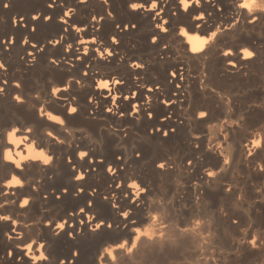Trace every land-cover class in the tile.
Masks as SVG:
<instances>
[{"label": "bare ground", "instance_id": "bare-ground-1", "mask_svg": "<svg viewBox=\"0 0 264 264\" xmlns=\"http://www.w3.org/2000/svg\"><path fill=\"white\" fill-rule=\"evenodd\" d=\"M49 2L50 0H0V39L14 37L16 40L14 46L6 48L0 45V59L7 66L6 72L0 70V87L5 88V92L0 93V191L7 194H0V203L7 201V211L0 210V215H10L14 220L20 221L19 224L0 221V264H57V261H63V264H99L101 256L103 264H109L110 257L105 256L104 249L114 247L116 242H123L136 228H141L139 224H144L142 230L152 225L156 233L155 240L169 245L160 251L158 244L153 250L151 243L145 247L147 238L142 237L137 252V260L140 262L148 256L156 259L171 257L177 260L176 263L185 260V264H240L244 259L240 255L239 258L229 259L210 252L204 241L206 235L203 234L211 229V232L213 230L217 233L220 230L221 235V229L228 232L234 227L226 218H217V207L230 212L241 221L249 220L253 224L255 235H259L261 225H264V190H261L264 186V173L257 167L264 163V18L254 25L248 24L246 19L258 15L260 10L249 14L247 9L239 8L243 0H212L216 8H223L224 11L221 15L209 9L212 16L207 23L211 29L215 30L218 23L224 27L229 20H238V27L227 36L225 44L206 45V49L211 47L207 57L199 55L192 59L194 54L186 51V48H191L195 41L177 36L176 25L188 28L192 37L197 34L205 37L207 29L192 28L191 16L199 13L194 10H190L191 15L185 13L179 7L178 0H160L164 11L155 19L148 12L150 5L146 4L141 10H133L127 6L129 0H108L107 4L104 0H87V4L83 6L79 4V0H56L55 9L46 7ZM131 2L145 3V0ZM3 3H8L10 7H2ZM62 7L63 11L74 10L71 17H64L67 24H62L58 19L62 15ZM108 11L112 12L111 16L106 15ZM173 13L176 15L173 16ZM41 14L52 16L53 19H31L32 16ZM98 15L105 16V19H91ZM20 17H24L22 24L13 23ZM163 20H171L172 23L170 33L161 34L162 42L169 43V49L155 47L150 41L153 32H159L155 25ZM117 24L121 27L127 24L128 29L120 32ZM132 24L136 27L132 28ZM33 27L37 29L35 33H31ZM77 28L83 31L78 32ZM114 35L120 42L113 49L116 57L104 60L95 49L105 51L111 47L110 38ZM61 37L62 47L47 43ZM25 38L33 43L41 42L42 47L47 45L43 53H35V61L25 51H35L23 44ZM93 40L96 43H92ZM68 45H72L70 51ZM228 47L237 55L224 57L219 54ZM244 47L251 48L257 56L251 60L241 59L244 53L239 49ZM85 48L88 49L87 54ZM165 52L168 54L164 55ZM77 56L83 57V60L76 59ZM52 59L58 60V64H50ZM229 59L237 67L233 68L228 63ZM135 62L146 65V71L140 75L139 80L136 79V73L140 70L130 67ZM197 64L207 65V76L203 72L197 74L190 71ZM170 71L182 72L185 80L174 79L169 83L167 74ZM84 72L88 76L82 77ZM113 77L120 79L122 84L112 82ZM4 80L9 83L4 85ZM76 80L80 84H76ZM100 80L110 82V93L108 89L95 87ZM16 82L22 83V91L15 90ZM66 82H72L68 92L63 95L51 94L54 88L63 89ZM153 82L159 83L160 89L149 93L145 86L154 88ZM175 83L182 87L176 89L173 86ZM213 88L215 93L211 91ZM132 92L140 95L132 97L131 102L122 98L131 96ZM176 92L179 93V99L172 95ZM17 94L26 100L24 105L13 99ZM117 96L120 98L115 103L111 102ZM92 97L95 100L90 104L89 99ZM102 97H107V101ZM148 97L151 102L145 104ZM169 97L174 102V107L161 103V100ZM95 101H100L101 106L95 107ZM117 104L119 110L125 112L126 119L115 114L118 111ZM135 104L153 115L145 116L142 111L133 117L129 113L134 111L131 105ZM72 106L78 107V113L65 112L66 107ZM105 106L111 107L113 113L103 111ZM41 108L45 113L61 117L65 123L62 125L58 121L49 120L47 116L38 117ZM199 110H209L210 118L204 122L198 121L194 113ZM90 112L95 113V119L89 116ZM169 112L170 118L165 120L164 117ZM222 113L229 121L223 123L220 126L222 128H211L209 123ZM253 114L262 118L261 125L249 128L248 118ZM240 116H244L246 120L241 122L242 126L236 128L229 140H224L225 132L221 129L235 128L232 118L238 119ZM26 127H32L33 133H27L24 130ZM13 128L20 129L16 133L17 138H25L19 145L9 141L8 133ZM153 128H159L161 132L169 131L170 134L163 136L160 132L154 133ZM171 128H176V132L171 133ZM49 131L64 143L54 142L53 138L47 137ZM125 131L128 133L126 136L123 135ZM257 140L260 141L261 148L254 145L253 141ZM197 143L200 144L199 149L194 147ZM6 149H12L15 160L20 159V154L30 157L20 162L22 167L27 165L24 168V175L27 177L24 188L16 185L9 187L6 183V178H11L10 174L20 175V169L14 163L3 159ZM80 151L90 153L89 159L95 161L92 170H87L88 163L79 158ZM137 151L140 152V157L133 155ZM249 151L256 154L255 159L248 155ZM41 154L52 156L51 164H44L42 158L32 159L33 156L41 157ZM121 155L122 162L119 159ZM225 158L231 161L230 165L222 163ZM188 159L193 160L191 165L185 163ZM100 161H104L114 171L118 169L115 178L105 172V164ZM157 162H164L167 171L156 168L154 164ZM217 164L219 168L214 167ZM220 168L223 172H220ZM81 171L86 172L84 180L75 178ZM207 171H217L218 177L213 179L207 176ZM122 179L128 184L133 179L143 182L153 193L148 197L147 207L143 200L138 201L140 207L133 216L136 223L129 224L127 229L121 225L118 229L114 227L97 233L90 231L94 224L89 228L79 224V220H86L87 215L104 216L108 223L114 220L120 222L117 209L112 204L125 205L127 194L134 195L137 191L125 189L122 194L121 189L115 188V183ZM81 187L85 188V192L77 194ZM64 188L68 189L67 193L62 192ZM224 188H231L235 195L223 191ZM247 188H251L252 195H248ZM36 189L39 191L36 192ZM29 193H34L29 210L18 211L17 205L11 201L19 202ZM240 195H243V200L236 199ZM104 196H108L111 203L104 200ZM89 200L93 202V211L79 213L78 209L84 207ZM168 200L173 201L175 211H181L182 206L187 205L184 212L189 214L190 223L182 227L194 229L178 249L172 247L166 239L172 235L173 225L169 220L163 215L159 220L153 219L157 214L152 212L153 209L172 207L167 203ZM74 210L78 215L70 218L69 214ZM53 217L55 219L49 226L47 220ZM61 217L77 226L75 234L69 228L56 235L60 230L55 228V224L63 222ZM197 220L205 223L197 227ZM165 224L168 225L167 228L164 227ZM9 227L15 228V232L11 233V240L5 235L9 232ZM109 231H116L117 235L107 236ZM161 232L165 234L163 240L159 235ZM211 237L215 239L213 235ZM33 240L37 243L29 254L25 244L32 243ZM236 241L232 249L246 257L257 255L259 261L255 264H264V246L261 247L262 250L259 251L258 248L256 251L247 243L242 244L240 239ZM41 243L45 244L44 249L39 247ZM128 246H131V242ZM9 251L14 252L15 256H8ZM41 251L49 259L34 261L32 256H39ZM77 251L80 253L78 257L73 255ZM21 254H25L24 260L19 258ZM117 255L118 260L111 264H121L119 251Z\"/></svg>", "mask_w": 264, "mask_h": 264}, {"label": "snow or ice", "instance_id": "snow-or-ice-1", "mask_svg": "<svg viewBox=\"0 0 264 264\" xmlns=\"http://www.w3.org/2000/svg\"><path fill=\"white\" fill-rule=\"evenodd\" d=\"M219 2V0H218ZM104 3L107 4L108 0H104ZM185 3L186 0H178V5L180 8L183 9V11L185 13H189L191 15V11L190 10H194L196 12H198V15H193L191 16V27L192 28H203V29H207L206 35L205 37H209L212 36L213 33H215V35L212 37V39L208 42L207 45H216V44H225L226 43V38L228 35H230L232 33V31L234 29H236L238 27L239 21L238 20H229L227 22V24L224 27H221L220 24L218 23L215 27V30H212L211 27L208 25L207 21L208 18L212 16V12L209 11V9H213L214 11H216L219 14H223L224 9L223 8H216V6L212 3V0H190V2L187 3V7H185ZM205 3L207 4V7H205ZM79 4L80 5H86L87 4V0H79ZM137 5H139L138 7H133L134 3L131 2V0H129L128 3V7L133 9V10H141L145 8V5L148 4L150 5V7L148 8V12L149 14L155 19L156 17L160 16L161 12L164 11V8L161 6L160 4V0H145V3H135ZM154 4V7H153ZM2 7L4 8H8L10 7V5L8 3H3ZM46 7L48 9H55L57 7L56 4V0H50L49 3H47ZM239 8L241 9H247L248 8L243 5V4H239ZM157 9H159V11H157ZM73 9H68L67 11H63V7L61 8V12L62 15L60 17H58V19L62 22V24H67L68 21L66 19H64V17H71L73 15ZM249 11V10H248ZM255 11H252V13H254ZM159 13V15H158ZM201 13H203V16H201ZM106 15L111 16L112 12L108 11L106 13ZM176 13H173V16H175ZM253 17H255V19H253ZM44 19V20H48L51 21L53 19L52 16H48V15H44L41 14L40 16H32L31 19L33 21H39L40 19ZM262 18H264V10H260V13L258 15H252L250 17H246L247 19V23L250 25H254L257 21L261 20ZM92 20H97L99 19L100 21H103L105 19V16L103 15H98V16H92L91 17ZM24 20V17H20L19 20L17 21H13V23L16 24H22V21ZM24 27H27V25H22ZM93 27H95V25H93ZM116 27L120 30V32H124L128 29V25L125 24L123 27H121L120 24H117ZM132 28H135L136 25L132 24L131 25ZM155 28L159 29V32H153L150 41L151 44L155 47L158 48H163V49H169V43L167 42H162V36L161 34H169L171 29H172V23L171 20H163L162 23H157L155 25ZM182 28L185 30L182 33ZM78 32L79 31H83V29L77 28L76 29ZM37 31L36 27H33L31 29V33H35ZM64 31H67V29H64ZM30 33V34H31ZM210 33V34H208ZM176 35L177 36H183V37H188L190 40V36L189 35V30L186 27L181 26L180 24L176 25ZM113 37L116 38V36H112L111 39V47H108L105 49V51H100L99 48L95 49L96 52L99 53L100 57H102L104 60H108L109 57H116V52L113 50L115 47H117L119 45V41L116 39L115 41L113 40ZM221 37H224L225 39H221ZM155 38V39H154ZM194 38V37H193ZM62 40L63 38L61 37V39H56V40H49L47 43L48 44H54V45H59V46H63L62 44ZM191 41V40H190ZM103 41H101L102 43ZM80 43H85L84 41ZM92 43H96L95 40L92 41ZM16 44V40L15 38H8V39H0V45L5 46L6 48L9 46H14ZM23 44L30 46L32 49H34L35 51L33 52H28L27 49H25L27 55L29 57L32 58L33 61L37 60V57L35 55L36 52H40L43 53L45 50V47L47 45H44L43 47L41 46V42L37 41L36 43H33L32 41H30L29 39H27L25 41V39L23 40ZM247 48L249 51L253 52L254 55H251L250 57H245V55H243L241 57V59H246V60H251L254 59L257 56V53L255 51H253L251 48L248 47H244L239 49L240 52L244 53V49ZM72 49V45L68 50L70 51ZM227 49H230L231 52L226 53L225 50H221L220 51V55L224 56V57H231V56H235L237 55L236 52H234L232 50L231 47H228ZM186 51L191 52L193 55L192 59H195L196 56L199 55H203L205 57L208 56L209 52L211 51V47H208L207 49L204 47L202 50L200 51H195L192 50V48H186ZM106 53V54H105ZM87 54V52H86ZM168 53L165 52L164 55H167ZM76 59L78 60H83V57L77 56ZM120 59H123V57H120ZM58 60L56 59H52L50 60V64L52 65H56L58 64ZM233 60L229 59L228 63L232 65L233 68L237 67L236 63H232ZM131 68L133 69H139L140 72L136 73V79L139 80L140 75L143 74L146 71V65L144 63H140V62H135L133 64L130 65ZM177 68H179V65L176 66ZM207 65H201V64H197L195 68L190 69V71L196 72L197 74H199L200 72H203L205 76L208 75L207 71H206ZM185 69L187 70V66H185ZM0 70L3 71H7V66L4 62V60L0 59ZM168 78H169V83H172V81L174 79H179L181 81L185 80L184 75L182 74V72L180 71H170L168 72ZM244 75H247V73H244ZM88 76L87 72L82 73V77H86ZM108 82V86L104 87V88H100L97 85H95V87L100 88V89H108L109 93L111 92V88H110V82L108 80H105ZM112 82H114L116 85H121L122 81L120 79H115L113 77ZM4 85H7L9 83L8 80H4L2 82ZM71 83L72 82H66L65 87L63 89L61 88H54L51 90V94L55 95L57 93H60L61 95H63L64 93L68 92L69 88L71 87ZM76 84H80L79 80L75 81ZM155 84L154 88H146V91L149 93H154L156 91H158L160 89V85L159 83L153 82ZM173 86L176 89H180L182 87L181 84L179 83H175L173 84ZM81 87H83V85H81ZM15 90L17 91H22V83L21 82H16L15 84ZM212 93H215L216 90L215 88H213ZM5 92V88L0 87V93ZM137 95H140V93L138 92H132L131 96H123L122 98L125 100H129L131 102L132 97H135ZM173 96H176L177 99H179V93H172ZM120 98V96L115 97V102ZM221 99H223V97H220ZM13 99L20 105H24L26 103V100L24 99V97L20 94L14 95ZM103 100L107 101V97H102ZM95 98L92 97L89 99V103L92 104L94 102ZM114 102V97L112 98V101ZM151 102V98L148 97L145 99V104H148ZM230 102V101H229ZM161 103H163L164 105H168L171 107H174L175 104L174 102L171 100V97H169V99L167 100H161ZM100 101H95V107H100ZM191 106V105H190ZM132 108L135 107V112H130L129 114L132 115L133 117H136L140 112H144L145 116L149 117V114L151 113V116L153 115L152 112L149 111H145L143 109H141V107L138 104L135 105H131ZM73 114L78 113L79 109L76 106H72V107H66L65 108V112H70ZM117 113H115L116 115H118L119 117H125V119L127 118L125 116V112L122 110H119V104H117ZM230 111H234V109H229ZM103 111L107 112V113H113V109L111 107H104ZM171 112H169L168 115H165L164 119L167 120L170 118ZM195 118L200 121V122H204L207 121L210 118V111L209 110H199L197 112L194 113ZM47 116V118L49 120H54L53 116L51 113H45L43 108H41L38 111V117L43 118ZM89 116L92 117L93 119H95V113L94 112H90ZM246 118L244 116H240L238 119H234L233 120V124L236 126L235 128H228L227 130L221 129V131L225 132V135L223 136L224 140H229L231 138V134L236 130V128L242 126L241 122L245 121ZM55 121V120H54ZM65 121L63 120V123L60 124H64ZM181 123H183L181 121ZM27 133H33L34 129L32 127H26L24 129ZM20 129L15 128V133L14 135H16L17 132H19ZM36 131H39V129H37ZM171 133H175L176 132V128H171L170 129ZM153 132H160L161 135L163 136H168L170 133L169 131H163L161 132V130L159 128H153ZM123 135H128L127 131L123 132ZM47 137L53 138L54 142H58L63 144L64 141H60L58 139V137H54L53 136V132L49 131L47 132ZM253 143L255 144V146L257 148H261L262 145L260 143V141H253ZM194 147L196 149L200 148V144L197 143L194 145ZM82 151L79 152V158L81 160H84L88 163V169L87 170H92V165L95 163L94 160H90V153L89 152H83V154L81 155ZM94 155V153H93ZM134 156L140 157L141 154L139 151L135 152L133 154ZM223 155V153H221V156ZM248 155L252 156L253 159L256 158V154L252 153L251 151L248 152ZM47 157H51V160H47ZM38 158H42L43 159V163L44 164H51L53 157L52 156H46L41 154V157H32V159H38ZM3 159L5 161H9L15 164V167L17 169H20V175H15V174H10L11 178L7 179L6 178V183L9 187L16 185L19 188H24L25 187V180L27 179V177L24 175V168L27 167V165H24L22 167L21 163H17V161L14 159V157L12 158H8V156L4 153L3 155ZM120 161H123V156L121 155L119 157ZM28 160V159H25ZM101 164H105V172L106 173H110L111 176L113 178H115L116 176V172L118 171V169L116 171H114V169L112 167L107 166V164L104 161H100ZM186 164L191 165L193 163L192 159H188L185 161ZM223 164L225 165H230L231 161H229L228 159H223L222 161ZM154 166L164 172L167 171L166 167H165V163L164 162H157L154 164ZM214 167L219 168V164L215 165ZM259 171L261 173H264V163L258 164L257 165ZM220 172H223V169L220 168ZM207 176L212 177L213 179H216L218 177V172L217 171H207ZM21 176H24V178L22 179ZM78 180H84L86 178V172L85 171H81L80 174L78 176L75 177ZM19 181L18 183H13V181ZM29 186H31V183L29 182ZM115 188H119L122 190V194L124 192L125 189H137L136 192H139V195L136 196V192L133 195L132 193H128L126 196V204L125 205H119V204H112V207L117 209V213L118 216L120 217V222L117 223L115 220L112 223H108L107 222V218L104 216H91V215H87L86 220L85 219H80L79 220V224H83L85 228H89L90 225L94 224V227L90 228V231L92 233H97L99 232H103L105 229H113L115 228H120L121 225H123L124 228H128L129 224H134L136 223V221L133 219V216L135 215L136 211L139 209L140 205H139V200H143L145 202V207L148 206V197L150 195H152V190L150 189V187L146 184H143V182H137V180L133 179L131 184H128L125 180H120L117 181L115 183ZM223 191H226L230 194L235 195V193H233V190L231 188H224L222 189ZM261 190H264V186H262ZM39 189H36V192H38ZM63 193H67L68 189L64 188L62 190ZM85 192V188L81 187L78 190V193H84ZM0 194H3L5 196H7L6 193H3L2 191H0ZM112 194L114 195V189L112 191ZM169 194H172L171 189L169 190ZM13 195H15V193H13ZM94 195V193H93ZM34 196V193H29L28 195H26L25 197H23L22 199L19 200V202H17L16 200H12L11 203L12 204H16L17 205V210L18 211H24L27 212L32 204V197ZM136 196L135 199H133V197ZM27 198V199H26ZM104 200H109L108 196H104L102 197ZM57 199H59V197H57ZM237 200H243L244 197L243 195L237 196L236 197ZM109 202L111 203V201L109 200ZM167 203L169 205H172V207H169L168 209H153L154 212H156L157 214L153 217L154 220H159L161 218V215L165 216L169 222L173 225L172 229H171V233L172 235L168 236L166 239L167 241L170 242V245L172 247L175 248H179V246L190 236V234L194 231V229L188 228V227H182V225H186L188 223H190V216L187 212H184V208L187 207V205H183L181 208V211H175L174 210V205H173V201L172 200H168ZM7 201L5 203H0V210H4L7 211V207H6ZM93 211V202L91 200L86 201L85 206L81 207L78 209L79 213H88ZM193 211H195L193 209ZM183 213V214H182ZM215 214L217 215L218 219H224L226 218L227 221L229 222V224L231 226H235L237 229H239L240 231H247L248 228H252L253 224L250 223L247 225V228H241V220L239 218H234L230 212L225 211L223 208H216V212ZM78 215L77 211H73L72 213L69 214L70 218L72 217H76ZM55 219V217L50 218L47 220V224L49 226L52 225L53 220ZM61 220H63V218L61 217ZM0 221L3 222H10V224H19V220H14L12 216L10 215H0ZM210 222V221H209ZM38 223H43V222H38ZM205 223V221H201V220H197L196 221V226L199 227L201 224ZM254 223V222H253ZM164 227H168L167 224L164 225ZM25 228H28V225H25ZM55 228L60 230L56 233V235H60V232H64L67 229H71L72 233L75 234L77 231V226L75 224H69L67 220H63V222H58L55 224ZM83 231V230H81ZM12 232H15V228L9 227V232L5 233V235H7L8 239L11 240L13 239V236L11 235ZM21 235H23V233H21ZM155 229L152 225H149L147 229L142 230L141 228H136L134 230V232L130 233V235L128 236L127 239H124L123 242H116L114 247L113 246H109L107 248L104 249V253L105 256L110 257V262L109 264H111L112 261H117L118 260V255L117 252L119 251L120 257L122 258L121 260V264H141L140 261L137 260V252L139 251V247L138 245L140 244L142 237L147 238V241L145 242V247H148V244L151 243L152 245V249L155 250L156 245L159 244V250L163 251L165 249V247H168L169 245L167 244H161L159 241L155 240ZM160 237L163 239H165V234L163 232L159 233ZM213 235V233L211 231H209V236ZM255 237V239H253ZM259 241V243H258ZM131 242V246H128L129 243ZM37 241L33 240L31 243V246L33 247L34 244H36ZM241 243H247L250 248L252 249H258L261 248L262 246H264V225H261V230L259 235H252L251 239H247L245 240H241ZM29 244H25V247H27ZM39 247L41 249L45 248V244L41 243L39 244ZM243 254V253H241ZM8 256H15L14 252L9 251L7 253ZM24 255L25 254H21L20 255V259L24 260ZM74 256H79L80 253L74 252L73 253ZM49 259V256L46 255L45 258L40 259V260H44L47 261ZM57 264H63V261H57ZM99 264H103V261L100 260Z\"/></svg>", "mask_w": 264, "mask_h": 264}, {"label": "rangeland", "instance_id": "rangeland-1", "mask_svg": "<svg viewBox=\"0 0 264 264\" xmlns=\"http://www.w3.org/2000/svg\"><path fill=\"white\" fill-rule=\"evenodd\" d=\"M249 118H248V120H249L248 127L249 128H256L258 125H261L262 118L259 115L253 114V115L249 116ZM232 119L234 120V118H232ZM213 121L211 123H209V126L211 124V126H210L211 128H214L215 126H216V128H222L220 126L223 123H227L229 120L222 113V114L219 115L218 118H216V120L214 119ZM205 126H206V128H208V125L207 124ZM175 178H178V177L176 176ZM246 191L249 193L248 194L246 192L248 195H252V193H250L252 191L251 188H247ZM243 211H246L245 208H243ZM152 212H154V211L152 210ZM155 214H156V212H155ZM260 214H262V213H260ZM248 224H250L249 220H247V219L242 220L240 227L241 228H247V225ZM143 225L144 224H139L138 226H140L142 228ZM231 228L229 229V231H231L230 233H229V231L228 232L225 231V229H223V230L221 229V233L223 235L222 234L219 235L220 234V230H218L219 233H217V231L214 232L212 230V233H213V236L215 237V239L211 237L212 235L209 237V231H211V229L210 230L209 229L206 230L205 232H207V231L208 232L207 233L204 232L203 235H206V237H204V239H205L204 241H206L205 242L206 245L208 244L207 249L210 252H213V253H215L217 255L227 256V258H229V259H233L235 257H238L239 258L241 256V258L243 257L244 259H243V261L240 264H255V263H257L259 261V256H257V255H254V256L252 255V256H247V257L244 256V255L242 256L241 253H239L238 251H236V249H232L233 248L232 247L233 246V243H236L237 242L236 240H238V239L244 240L245 238H247V239H251L252 238V235H254L252 228H248L246 232L245 231H240L235 226L234 227H231ZM233 228H234V230H233ZM106 235L107 236H110V237H114V236L117 235V232L116 231H109V232H107ZM236 235H237V238H236ZM255 250L257 251V249H255ZM258 250L260 251L262 249L259 248ZM176 261L173 258H171V257L162 258V259H156V258H149L148 256H146L141 261V264H178L179 261L177 263H176ZM184 261L185 260H182L181 263L179 262V264H185L186 262H184Z\"/></svg>", "mask_w": 264, "mask_h": 264}, {"label": "clouds", "instance_id": "clouds-1", "mask_svg": "<svg viewBox=\"0 0 264 264\" xmlns=\"http://www.w3.org/2000/svg\"><path fill=\"white\" fill-rule=\"evenodd\" d=\"M188 2H190V0H186L185 7H187V3ZM241 4L245 5L248 8L249 14H251L252 11H256L257 9L264 10V0H261V2H259V3L257 2V0H243V2ZM138 6L139 5H137L135 3L133 5V7H138ZM153 7H154V4H153ZM158 15H159V13H158ZM201 16H203V13H201ZM253 19H255V17H253ZM184 31L185 30L182 28V33ZM214 35H215V33H213L212 36H209V37H201V36H199V34H197L194 38L190 37V40H194L195 41L193 43L192 47H191L192 50H195V51L202 50L208 44V42L212 39V37ZM26 40H27V38H25V41ZM113 40L115 41L116 38L113 37ZM81 42H83V41H81ZM68 47L70 48L71 45H68ZM84 51L86 53L88 51V49L85 48ZM243 51H244V55H245L246 58L250 57L251 55H254V53L249 51L247 48H245ZM225 52L228 53V52H231V50L227 49V50H225ZM232 63H235V62L233 61ZM98 86L100 88L107 87L108 86V82L105 81V80H100L99 83H98ZM113 103H115V97H114V102ZM133 109H134L133 112H135V107ZM70 113H71V110H70ZM149 117H151V113L149 114ZM53 119L55 121H58L59 123H63V119L61 117H59V116H53ZM14 133H15V128H13L12 131L8 133L9 141L11 143L19 145L20 143L23 142V140L25 138H23V137L22 138H17L16 135H14ZM53 135H54V133H53ZM83 152H85V151H82L81 155L83 154ZM5 154L8 156V158H12L13 157L12 149H6ZM30 156H31V151H30ZM29 158H30L29 156H24L23 154H20V159L16 160V161H17V163H20L22 160L29 159ZM46 159L50 161L51 157H47ZM18 182L19 181H16V180L13 181V183H18ZM138 195H139V192H136V196H138ZM136 196H134L133 199H135ZM253 239H255V237ZM27 248L29 250V254H31V249H32L31 243H29ZM45 256H46L45 253L43 251H41L39 256H32V259L34 261H36V260H40V259L45 258ZM102 259H103V257L101 256V260Z\"/></svg>", "mask_w": 264, "mask_h": 264}]
</instances>
